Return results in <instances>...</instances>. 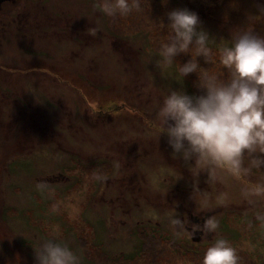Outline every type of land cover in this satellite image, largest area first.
I'll return each instance as SVG.
<instances>
[{"label":"rangeland","instance_id":"obj_1","mask_svg":"<svg viewBox=\"0 0 264 264\" xmlns=\"http://www.w3.org/2000/svg\"><path fill=\"white\" fill-rule=\"evenodd\" d=\"M101 3L0 6L11 12L0 21V210L25 259L36 264L34 248L59 225L79 264H201L218 236L237 248L240 264H264V197L246 195L264 183V170L237 180L220 168L189 166L151 123L168 89L201 91L195 73L182 78L175 64L158 66V22L166 25L172 9L193 10L218 48L257 12V0H148L143 11L118 19L105 16ZM254 28L264 35V20ZM21 39L44 49L43 69L23 79L4 62L8 43L14 56L28 55L16 49ZM30 60L32 70L38 59ZM74 208L76 219L69 216ZM205 213L218 221L217 231L192 237L190 216ZM10 239L0 236V264H16Z\"/></svg>","mask_w":264,"mask_h":264},{"label":"clouds","instance_id":"obj_2","mask_svg":"<svg viewBox=\"0 0 264 264\" xmlns=\"http://www.w3.org/2000/svg\"><path fill=\"white\" fill-rule=\"evenodd\" d=\"M145 3L148 0H102L100 7L105 16L118 19L143 11ZM256 6L247 24L232 31L229 42L218 48L200 27L198 13L188 8L168 11L167 24L161 20L156 25L158 66L175 64L182 78L195 73L201 90L190 94L183 88L168 89L151 122L157 137L166 136L174 158L189 166L194 162L223 169L237 180H244L253 169L264 170V35L254 28L264 20V0H257ZM165 27L167 34L162 35ZM181 54L189 58L178 63ZM199 57L209 65L219 64L223 72L202 66ZM246 195L264 197V183L250 185ZM59 211L54 205L53 212ZM78 213L74 208L69 216L76 219ZM173 224L184 227L179 218ZM218 227V221L209 217L194 230L208 235ZM60 235L59 225L49 229L48 237L34 248L36 264H79ZM201 264H240V256L229 239L218 236L206 248Z\"/></svg>","mask_w":264,"mask_h":264},{"label":"flooded vegetation","instance_id":"obj_3","mask_svg":"<svg viewBox=\"0 0 264 264\" xmlns=\"http://www.w3.org/2000/svg\"><path fill=\"white\" fill-rule=\"evenodd\" d=\"M13 1H15V0H6V1L0 2V6L2 4H4V3H8V2L12 3ZM18 13L19 12L15 13V15H16V17L21 16L22 17L21 21H23V22H25V20L29 21V15H26V14L20 15ZM10 16H11V12L10 11H7V10L3 11V9L0 8V21H3L2 18L6 19V18H8ZM39 25H41V23L37 24V26H39ZM36 31H40L42 33L44 32V30H42V29L41 30L40 29H36ZM5 34L6 33L2 34L3 38H4ZM23 40L19 42V45L17 46L16 49L20 50V52H19L20 54L27 53L28 55H23V56L22 55H17V56H14L13 55V51L14 50L11 49L12 45L10 43H8L9 44V46H8L9 49L6 50V54L7 55L4 56V59H6V60H4L5 64L6 65L9 64L8 68H6L5 70L7 71V70L10 69L9 73H13V72L16 73L17 69L22 70V77H21L22 79L30 77L28 72L36 71L35 69H43V67H38V66L41 63H43L42 54L44 52V49H42V47L35 46L34 44L30 43V41H23ZM23 45H24L25 48L22 47ZM0 48H1V44H0ZM12 48H14V47H12ZM9 51H10V54H8ZM30 58L38 59L37 62H36V67L32 66V70L27 68L28 62L29 61L31 62ZM18 61H21V64H19ZM31 64H35V61H34V63H31ZM13 69H16V70L13 71ZM11 71H13V72H11ZM9 93L11 94V92H9ZM11 95L13 96V93ZM13 100L19 101L17 98H13ZM15 106H16V108H22L23 103L19 101V106H18V104H16ZM201 215L200 214H198V215H194L193 214L192 216H190V219H189L190 221H189V223L187 222V225L185 226L186 232L191 234L192 237H194V235H197L198 237L201 238L202 235H203L201 230H199V229L194 230V228L197 226V224L202 226L204 221L206 220V218L204 219V215H202V216ZM206 217L209 218L210 216L207 215ZM9 235L11 236V239L9 240V243H7V244H11V245H7V247L9 249V253L13 255V258H14L16 264H22V263L29 264L28 260L25 259V257L27 258L26 254H25L26 251L24 250L23 247L19 246V244L15 242L13 233L11 231V227L8 225L7 220L5 218H3V212L0 210V236H3L4 238H7ZM25 260H26V263H25ZM104 262H105V264H110L109 260H105ZM31 264H33V263H31Z\"/></svg>","mask_w":264,"mask_h":264},{"label":"water","instance_id":"obj_4","mask_svg":"<svg viewBox=\"0 0 264 264\" xmlns=\"http://www.w3.org/2000/svg\"><path fill=\"white\" fill-rule=\"evenodd\" d=\"M3 1H6V0H0V2H3Z\"/></svg>","mask_w":264,"mask_h":264},{"label":"trees","instance_id":"obj_5","mask_svg":"<svg viewBox=\"0 0 264 264\" xmlns=\"http://www.w3.org/2000/svg\"><path fill=\"white\" fill-rule=\"evenodd\" d=\"M135 160H137L136 158H134Z\"/></svg>","mask_w":264,"mask_h":264}]
</instances>
